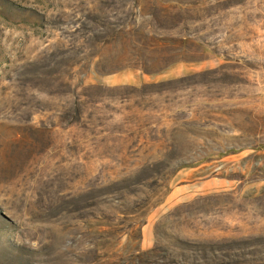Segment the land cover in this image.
<instances>
[{
	"label": "rangeland",
	"instance_id": "obj_1",
	"mask_svg": "<svg viewBox=\"0 0 264 264\" xmlns=\"http://www.w3.org/2000/svg\"><path fill=\"white\" fill-rule=\"evenodd\" d=\"M0 264H264V0H0Z\"/></svg>",
	"mask_w": 264,
	"mask_h": 264
}]
</instances>
